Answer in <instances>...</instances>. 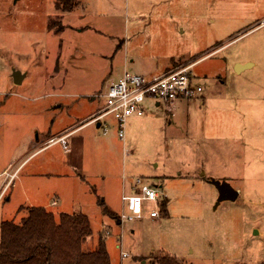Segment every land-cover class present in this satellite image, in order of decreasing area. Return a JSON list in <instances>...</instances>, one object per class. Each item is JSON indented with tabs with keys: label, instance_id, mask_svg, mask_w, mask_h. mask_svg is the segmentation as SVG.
I'll use <instances>...</instances> for the list:
<instances>
[{
	"label": "rangeland",
	"instance_id": "374dc122",
	"mask_svg": "<svg viewBox=\"0 0 264 264\" xmlns=\"http://www.w3.org/2000/svg\"><path fill=\"white\" fill-rule=\"evenodd\" d=\"M56 2L0 0V174L23 158L27 139L60 116L61 104L85 108L125 72L152 78L194 64L191 74L207 92L219 76L226 81L223 98L159 108L148 98L144 118L151 123L141 127L129 118L125 140L113 117L104 121L106 134L94 125L93 139L105 147L91 144L77 186L31 180L24 160L15 161L0 225L18 224L28 208L43 205L57 216L86 214L93 234L84 250H95L103 237L113 264H157L162 252L185 264H264V0H74L65 14ZM51 21L63 29H50ZM243 64L255 65L238 74ZM16 71L24 76L19 85ZM233 98L239 114L229 134L217 130L213 114L217 100ZM198 134L211 147L198 143ZM229 144L237 162L233 188L241 191L236 201L217 204L218 189L202 176L206 170L210 177L215 160L206 152ZM138 179L158 191L161 220L148 219L156 206L147 203L144 219L122 225L121 185L136 193ZM120 248L128 258L121 259Z\"/></svg>",
	"mask_w": 264,
	"mask_h": 264
},
{
	"label": "crops",
	"instance_id": "0c3cea01",
	"mask_svg": "<svg viewBox=\"0 0 264 264\" xmlns=\"http://www.w3.org/2000/svg\"><path fill=\"white\" fill-rule=\"evenodd\" d=\"M74 9L70 13H72ZM63 13L65 14L66 12ZM182 64L185 63L177 64L176 66ZM254 65L255 64H248L246 66L244 64L237 65L236 70L239 74L245 69H251L252 67H254ZM124 66L127 68L128 66L127 62L125 63ZM240 66H245V67L238 68ZM152 75L153 74L149 76ZM155 76H159V75H154V77ZM219 77L221 78V80L216 83L215 89L212 88V90L209 92H207L205 86L202 85L204 91L199 101L201 105H205V102L210 101V99L223 98V91L226 81H222V77L221 76ZM119 78L120 77H117L116 81ZM111 84L112 83H110L108 87L105 88V90L101 91L99 93V96H95L94 98H92V100L84 102L83 104L85 108L84 107L81 108L79 102L77 103L73 102L74 104L70 106L68 104L67 105L61 104L59 109H61V112L62 111L63 112L62 113L60 112L59 114L60 116L57 117L51 124L42 127L40 129L41 132L36 139L31 138L26 140L25 152L22 158L24 162L21 164V166L23 167V170L26 171L25 175L27 176V178L31 180L40 177L48 178V179H58V178L69 179L72 180L73 185L75 183L74 186H77L76 183L77 181L74 177L75 176L82 177L84 174H86L87 161L89 159V151L91 148V144L98 145V147L102 150L105 147L101 143L99 144L96 143V141L93 139L94 137L96 138L95 135L97 131L91 128L94 125H96V129H101L102 123L98 122L93 124L90 123L89 119L103 107L104 100L101 97V94L105 93V91H107V89ZM233 99L234 100L232 99L231 100L226 99L221 101L217 100V104L215 106L216 111L213 114L214 123L217 127V130L218 127L221 126L220 128H225L227 129V132H230V128H234V125L236 124V122H238L236 120L237 114H239L237 110L238 106L236 105L235 98ZM154 105L156 108H159L161 106L159 102H155ZM190 105L191 104H189L188 108L191 107ZM65 107L70 108L68 111L66 110L67 111L66 114L64 113ZM83 108L85 110H82ZM146 110L147 109L145 105L144 115L140 117L133 116L136 118L131 123H135L136 125L143 127L144 124L149 119V118L147 119L144 118ZM147 123L150 124L151 122H147ZM66 132L72 133L71 136L69 137L70 151L65 150V148L61 143H55V144L49 143L52 139L57 138L65 134ZM229 134H231V132ZM197 141L198 143L204 145L206 144L207 147H211L212 145L211 140L209 138L203 139L201 137V134H198ZM58 146H60V148L56 149V147ZM228 147L229 148H225L224 150H220V151L209 148L211 150H208V152L206 153L208 156L210 155V160H212L211 155H214L215 160L214 162L211 161L209 168L207 167L208 168L207 170L208 171L210 170V177H207L206 170H205L206 173H203L202 176L204 179L209 178L210 180L227 182L232 187H234L232 182H234L237 177V175L235 174L236 173L235 166L237 162L233 156L234 152L233 150H231L232 148L230 147V144L228 145ZM22 159L19 160L15 158L12 159V161L8 163L7 167L11 164H15L16 162H20V160ZM203 168H206V166L203 165ZM127 187H128L127 183L123 182L121 185V200L123 196L127 194ZM134 189L135 188L133 187V189L131 188L130 191L131 190L134 191ZM239 191L241 190L239 189ZM239 196H240V192H239ZM32 207H36V206H32ZM38 207L46 208L43 205ZM47 210L49 211V209Z\"/></svg>",
	"mask_w": 264,
	"mask_h": 264
},
{
	"label": "built area",
	"instance_id": "2783aa9c",
	"mask_svg": "<svg viewBox=\"0 0 264 264\" xmlns=\"http://www.w3.org/2000/svg\"><path fill=\"white\" fill-rule=\"evenodd\" d=\"M195 63V62H194ZM194 64L178 65L159 76L146 78L139 74L125 72L117 81L113 82L102 95L103 107L89 120L90 123H102L106 134L109 126L104 122L108 117H113L117 124L118 136L126 138V126L129 118L144 115V103L148 98L155 99L161 104H174L176 101L200 100L203 94V86L192 76L191 70ZM71 132L52 139L49 143H61L65 150L70 151L69 137ZM15 164L0 174V200L3 199L17 177L19 168ZM139 190L136 193L123 196L124 209L120 214V224L135 222L144 219L146 215V204L153 203L156 207L151 209L148 219L151 222L161 220V212L157 209L160 201L158 191L147 184H142L138 179ZM121 259L128 258V254L120 248Z\"/></svg>",
	"mask_w": 264,
	"mask_h": 264
},
{
	"label": "trees",
	"instance_id": "16d2710c",
	"mask_svg": "<svg viewBox=\"0 0 264 264\" xmlns=\"http://www.w3.org/2000/svg\"><path fill=\"white\" fill-rule=\"evenodd\" d=\"M55 6L59 11L71 12L75 4L74 0H57ZM49 28L59 32L63 26L51 21ZM0 231V264H113L103 237L95 250H84L83 243L93 234L84 213L57 216L46 208L30 207L20 223L3 221ZM157 264L185 263L162 252Z\"/></svg>",
	"mask_w": 264,
	"mask_h": 264
},
{
	"label": "water",
	"instance_id": "95a60500",
	"mask_svg": "<svg viewBox=\"0 0 264 264\" xmlns=\"http://www.w3.org/2000/svg\"><path fill=\"white\" fill-rule=\"evenodd\" d=\"M245 66H240L238 68H243ZM24 76L20 72L14 73V81L15 84L19 85L22 83ZM211 184L216 186L219 192V198L217 204L223 201H236L239 197V192L235 190L229 183L227 182H220L217 180H210Z\"/></svg>",
	"mask_w": 264,
	"mask_h": 264
}]
</instances>
